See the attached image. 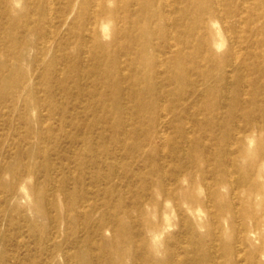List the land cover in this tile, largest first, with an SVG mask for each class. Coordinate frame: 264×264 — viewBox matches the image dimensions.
I'll return each mask as SVG.
<instances>
[{"label": "rangeland", "instance_id": "374dc122", "mask_svg": "<svg viewBox=\"0 0 264 264\" xmlns=\"http://www.w3.org/2000/svg\"><path fill=\"white\" fill-rule=\"evenodd\" d=\"M0 264H264V0H0Z\"/></svg>", "mask_w": 264, "mask_h": 264}, {"label": "bare ground", "instance_id": "6f19581e", "mask_svg": "<svg viewBox=\"0 0 264 264\" xmlns=\"http://www.w3.org/2000/svg\"><path fill=\"white\" fill-rule=\"evenodd\" d=\"M235 23V22H234Z\"/></svg>", "mask_w": 264, "mask_h": 264}]
</instances>
